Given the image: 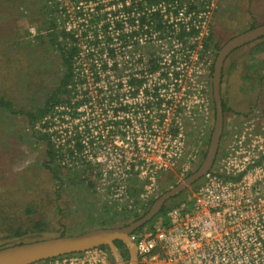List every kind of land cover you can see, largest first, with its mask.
<instances>
[{
	"label": "built area",
	"instance_id": "obj_1",
	"mask_svg": "<svg viewBox=\"0 0 264 264\" xmlns=\"http://www.w3.org/2000/svg\"><path fill=\"white\" fill-rule=\"evenodd\" d=\"M115 1H101V12L112 10L108 3ZM60 5L67 8L62 16L68 30L78 29L80 8L88 7L92 12L97 7L93 3L76 7L69 0ZM213 5L193 20L201 31L188 40L191 44L199 40L202 44L207 37ZM84 42L82 57L87 48ZM137 42L144 44L132 39L128 49L133 54L127 49L115 59L118 68L125 70L110 75L112 105L107 114L99 106L91 109L82 104L77 113L71 109L61 113V107L36 128L48 134L62 153L60 165L83 177L92 174L96 180L93 190L121 215L140 212V203L128 192L126 182L139 175L146 177L148 184L140 191L139 200L145 204L153 200L160 173L176 169L184 160L185 171L190 161H195L204 130L203 124L197 123L202 116L207 122L209 119V72L196 63L202 45L187 58L179 53L173 57V50L165 43V61L159 72L150 75L148 57L137 51ZM115 47H119L117 42ZM173 47L177 52L180 46L173 41ZM174 59L176 65L172 64ZM130 78L141 81L139 90L129 85ZM82 99L80 90L75 102ZM39 124H48V132H42ZM194 130L199 137L189 145ZM217 159L187 201L169 209L158 225L142 227L130 235L137 264H264V126L245 124L229 136ZM44 264L112 263L104 249L96 248Z\"/></svg>",
	"mask_w": 264,
	"mask_h": 264
},
{
	"label": "rangeland",
	"instance_id": "obj_2",
	"mask_svg": "<svg viewBox=\"0 0 264 264\" xmlns=\"http://www.w3.org/2000/svg\"><path fill=\"white\" fill-rule=\"evenodd\" d=\"M44 1L33 0L34 3L32 2L31 6L26 7L28 10L18 6L17 10L25 14L31 10V13L38 15V8ZM52 2L60 5L65 0H48V5ZM87 9L89 8L86 7ZM5 15L4 9L0 7V94L7 96L16 109L28 110L36 107L44 99L45 93L52 90L57 84L61 73L60 59L49 49L44 47L43 52L39 48L38 38L46 34V31H42V34L39 32L38 26L41 23L30 24L28 18H9ZM263 24L264 0H216L207 19L206 38H209L210 34H214L215 42L222 47L236 36L251 30L252 26L258 27ZM259 44L261 46H258ZM259 47L260 49H257ZM33 53L47 60V69L41 66L40 70V63L37 60L29 59ZM218 54L216 51L201 48L196 61L206 69L207 74L209 72V82H211L212 68H214ZM263 65L264 39L238 49L225 62L224 83L221 92L233 112L229 113L224 121L223 133L225 132V137L221 142V151H223L229 136L240 132L245 124L264 126L263 97L259 96V89L255 88V83L252 84L251 81L245 80V77L252 75L254 70L264 72ZM34 73L37 77L34 76ZM209 104L208 122L202 116L197 123L204 126L201 149L197 158L195 161H190L191 163L185 171L184 160L176 169L160 173L157 179V189L152 198H158L175 187L187 177V174H192L202 163L215 124L212 88ZM38 128L42 132H48V124H39ZM30 133L31 130L23 117H14L0 112V187L3 192L16 175V180L14 178L12 181L14 185L10 186L11 197H6L8 198L7 204L17 216L23 218L25 216L21 214L22 211L28 204H33L39 212L38 216L46 217V221L50 224L49 231L43 236L30 235L20 242L31 243L58 238L63 234L74 236L95 229L111 228L112 225L117 226L125 222L126 217L133 218V216L141 214L149 206V202L145 204L139 200L140 191L148 184L145 180L146 177L141 175L131 178L125 184L128 192L140 203V212L136 214H118L114 207L108 205V199L104 200L93 190L94 187L89 188L87 184L73 187L66 181V178H64V183L59 184L42 166L45 161V143L36 141ZM198 137L197 130H194L191 139H188L190 140L188 144L197 142ZM146 152L150 153L148 150ZM148 157L154 160L158 158L157 156ZM71 174L74 173L71 172ZM94 181L96 182L95 178ZM197 183L200 187L203 184V179ZM192 187L182 193L184 197L178 202L176 201V205L187 201L191 194L199 188L191 189ZM169 204L168 201L165 206ZM176 205L174 204V206ZM89 212L94 214L92 221H90ZM97 222H102L104 226L100 227L101 224ZM123 261L124 264H130V260L123 258Z\"/></svg>",
	"mask_w": 264,
	"mask_h": 264
},
{
	"label": "trees",
	"instance_id": "obj_3",
	"mask_svg": "<svg viewBox=\"0 0 264 264\" xmlns=\"http://www.w3.org/2000/svg\"><path fill=\"white\" fill-rule=\"evenodd\" d=\"M101 1L104 0H69L71 5L76 7L80 6L82 3L85 5L93 3L96 4L97 7L92 12L89 9L86 10V8L80 11L81 8L79 7L80 9L76 14V18H79L80 23L78 22V24L80 25L78 29L71 28L68 30L62 16L63 13H67V8L59 4L52 2L48 5V0H45L38 8V15H35L31 13V10L30 12L28 11L27 14L23 12L20 13L17 10V6L21 8L31 6L33 0H0V7L4 9L6 17L28 18L30 24L34 23L38 25V23H41V25L38 26L39 32L42 34V31H46V34L38 38L39 48L44 52L43 48L45 47L47 50L49 49L52 54H56L60 59L61 68L57 84L52 90L45 93L44 99L38 103L36 107L28 110H18L7 96L0 94V112L14 117H23L31 130V137L33 136L36 141H43L46 145L45 161L42 165L43 168L48 171L59 184L64 183V178H66V181L73 187L79 184H87L89 188H93L95 182L94 178L92 174L86 177L76 173L71 174L69 170L60 165L59 161L61 160L62 153L59 152L48 139V134H43L36 129L40 121L49 115L53 116L58 108L61 107L64 108L61 113H65V109H71L77 113L78 107L82 104L91 109H96L98 106L102 107L104 113L107 114L106 110L112 105L113 88L109 84L110 75L112 73L119 75L125 70L118 68V62L116 63L115 59L126 52L134 38L144 41V44H139L137 42L135 48L137 51H144L146 53L148 57L147 73L150 75L160 71V67L165 61L164 52L167 48L163 46L166 44L169 49L173 50V57H175V54L179 53V55L187 58L191 56V53L197 52L199 45H202L203 50H213L218 54L221 48L226 44L225 43L221 47L219 43H216L214 34H210L209 38L202 39V44L200 40L195 42L192 41V44L190 41L188 42V40L198 37L201 31V29L195 28L193 20H198L201 14L209 12L210 7L216 0H116L115 2L108 3V6L111 7L112 10L103 13L101 12L102 4H99ZM109 15L112 16V19L108 18ZM253 28H255V26L251 27V29ZM261 39H264V37L258 40ZM84 40L87 43V48L85 56L82 57V44L85 43ZM157 41L164 42V45L157 44ZM173 41L180 46L177 52L174 50ZM115 42L119 44V47H115ZM258 46H261V44ZM257 49H260V47ZM127 52L130 55L133 54L129 49ZM234 52H232L228 58ZM29 59L32 61L37 60L40 63V70L41 66L46 69L48 67V64H46L47 60L38 55L36 56V53L31 54ZM176 63L178 62L174 59L172 64L176 65ZM125 65L124 67H126ZM224 74L225 67H223L221 88L224 83ZM251 74L252 75L245 77V80L251 81L252 84H256L255 88L259 89L258 94L263 97L264 102V72L254 70ZM34 76L37 77L35 73ZM91 82L93 85H91ZM210 84L212 88V75ZM129 85L139 90L142 83L138 79L130 78ZM80 90L83 99L81 102H75L76 95ZM222 106L225 121L227 115L232 113L233 110L228 106L223 96ZM124 110H127V108ZM262 110V115H264V106ZM223 137H225V132L222 135L221 142L223 141ZM221 142L217 160H219L222 155ZM189 175L190 174H187V176ZM241 177L242 176H239L238 180L241 179ZM12 181L9 183L8 188L4 189V192L0 187V250L15 245L27 244L26 242L20 241L30 235L43 236L50 229V224L46 221V217H39V212L33 204H28L25 210L22 211L21 214H24V218L17 216L11 207L8 206L7 202L8 196H10V186L12 187L14 185ZM197 187H199L198 183L191 189H196ZM183 197L184 194H180L171 199V201H169L170 204L164 206L159 215L146 226L154 227L158 225L160 223V218L165 217L168 210L173 208L174 204L176 205ZM158 198L151 200L149 206L141 214L135 215L133 218L126 217L125 222L117 226L112 225L111 228L125 227L141 219ZM93 215L92 212H89L90 221L94 220ZM97 223L101 224L100 227L104 226L102 222ZM64 236V234L61 235V237ZM115 245L121 256L129 260L130 256L126 245L121 241L115 242ZM101 248L108 253L110 262L114 264L109 249L104 246ZM44 263L45 262H40L38 264Z\"/></svg>",
	"mask_w": 264,
	"mask_h": 264
},
{
	"label": "water",
	"instance_id": "obj_4",
	"mask_svg": "<svg viewBox=\"0 0 264 264\" xmlns=\"http://www.w3.org/2000/svg\"><path fill=\"white\" fill-rule=\"evenodd\" d=\"M262 37H264V24L236 36L221 48L212 75L215 124L207 153L200 166L182 182L162 194L141 219L121 228L95 229L74 236H64L7 247L0 250V264H38L52 258L81 253L103 246L109 249L114 264H124L123 257L115 245L117 241H121L128 248L130 264H137L136 248L130 240V235L150 223L159 215L168 201L194 186L214 166L224 130L221 81L226 59L235 50Z\"/></svg>",
	"mask_w": 264,
	"mask_h": 264
},
{
	"label": "flooded vegetation",
	"instance_id": "obj_5",
	"mask_svg": "<svg viewBox=\"0 0 264 264\" xmlns=\"http://www.w3.org/2000/svg\"><path fill=\"white\" fill-rule=\"evenodd\" d=\"M130 260V259H129ZM126 262H128V261H126Z\"/></svg>",
	"mask_w": 264,
	"mask_h": 264
}]
</instances>
